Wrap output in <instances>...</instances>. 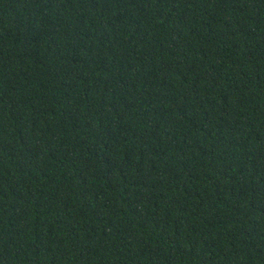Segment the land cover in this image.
I'll use <instances>...</instances> for the list:
<instances>
[{"label": "trees", "instance_id": "obj_1", "mask_svg": "<svg viewBox=\"0 0 264 264\" xmlns=\"http://www.w3.org/2000/svg\"><path fill=\"white\" fill-rule=\"evenodd\" d=\"M0 264H264V0H0Z\"/></svg>", "mask_w": 264, "mask_h": 264}]
</instances>
